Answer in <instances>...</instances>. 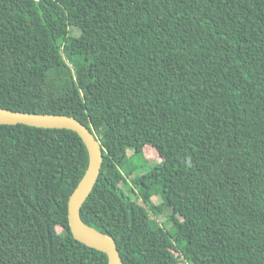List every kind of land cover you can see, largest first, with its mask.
I'll return each instance as SVG.
<instances>
[{
	"label": "trees",
	"instance_id": "16d2710c",
	"mask_svg": "<svg viewBox=\"0 0 264 264\" xmlns=\"http://www.w3.org/2000/svg\"><path fill=\"white\" fill-rule=\"evenodd\" d=\"M0 109L93 130L80 216L123 264H264V0H0ZM87 167L71 131L0 125V264H108L69 228Z\"/></svg>",
	"mask_w": 264,
	"mask_h": 264
},
{
	"label": "water",
	"instance_id": "95a60500",
	"mask_svg": "<svg viewBox=\"0 0 264 264\" xmlns=\"http://www.w3.org/2000/svg\"><path fill=\"white\" fill-rule=\"evenodd\" d=\"M0 125H25L42 129L68 130L77 134L88 153L87 170L68 201V222L73 238L88 248L104 253L108 264H123L116 243L110 237L86 226L80 211L91 195L103 163L101 144L93 130L73 117L53 114L21 113L0 109Z\"/></svg>",
	"mask_w": 264,
	"mask_h": 264
},
{
	"label": "rangeland",
	"instance_id": "374dc122",
	"mask_svg": "<svg viewBox=\"0 0 264 264\" xmlns=\"http://www.w3.org/2000/svg\"><path fill=\"white\" fill-rule=\"evenodd\" d=\"M132 153V152H131ZM131 153H130V155H131ZM144 153H145V155H146V157H147V159H149V160H155V159H158V156H157V153L153 150V149H151V148H149V147H146L145 148V150H144ZM145 164H147V165H145ZM129 165H131V166H136V167H138V168H140L136 173H135V175H133V176H136V175H141V174H143V173H145L149 168H150V166H152V164L151 163H146V162H144V157L142 156H135L134 158H131L130 156H129ZM123 188H124V190L126 191V192H128V194L133 198V199H136V193L135 192H132L131 191V187H129L128 185H123ZM152 202L155 204V205H159L161 202H162V200L160 199V198H158V197H154L153 199H152ZM156 220L160 223V224H162L163 222H164V220H165V214L164 215H161V216H158V217H156ZM57 231L60 233L61 231H62V229L61 228H57ZM181 264H184V263H181Z\"/></svg>",
	"mask_w": 264,
	"mask_h": 264
}]
</instances>
